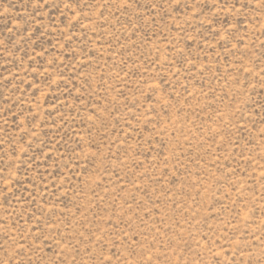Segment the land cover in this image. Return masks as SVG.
Here are the masks:
<instances>
[{"label":"rangeland","instance_id":"374dc122","mask_svg":"<svg viewBox=\"0 0 264 264\" xmlns=\"http://www.w3.org/2000/svg\"><path fill=\"white\" fill-rule=\"evenodd\" d=\"M0 264H264V0H0Z\"/></svg>","mask_w":264,"mask_h":264}]
</instances>
